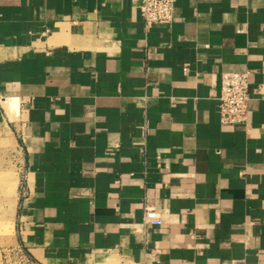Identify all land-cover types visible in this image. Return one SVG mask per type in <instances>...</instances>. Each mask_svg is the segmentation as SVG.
<instances>
[{"label": "crops", "instance_id": "crops-1", "mask_svg": "<svg viewBox=\"0 0 264 264\" xmlns=\"http://www.w3.org/2000/svg\"><path fill=\"white\" fill-rule=\"evenodd\" d=\"M143 3L0 0V215L38 264H264V0Z\"/></svg>", "mask_w": 264, "mask_h": 264}, {"label": "built area", "instance_id": "built-area-1", "mask_svg": "<svg viewBox=\"0 0 264 264\" xmlns=\"http://www.w3.org/2000/svg\"><path fill=\"white\" fill-rule=\"evenodd\" d=\"M175 0H144L142 16L146 26L170 24L174 18ZM250 71L224 72L220 91V113L225 123L240 124L248 120L250 102ZM145 223L162 225L155 210L146 206Z\"/></svg>", "mask_w": 264, "mask_h": 264}, {"label": "rangeland", "instance_id": "rangeland-1", "mask_svg": "<svg viewBox=\"0 0 264 264\" xmlns=\"http://www.w3.org/2000/svg\"><path fill=\"white\" fill-rule=\"evenodd\" d=\"M4 217L0 215V264H38L18 245L14 226Z\"/></svg>", "mask_w": 264, "mask_h": 264}]
</instances>
